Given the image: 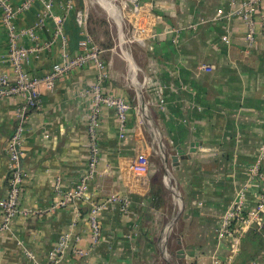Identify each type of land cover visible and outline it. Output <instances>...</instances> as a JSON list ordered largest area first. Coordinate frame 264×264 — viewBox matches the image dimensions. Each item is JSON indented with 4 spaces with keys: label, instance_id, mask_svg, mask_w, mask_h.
<instances>
[{
    "label": "crops",
    "instance_id": "crops-1",
    "mask_svg": "<svg viewBox=\"0 0 264 264\" xmlns=\"http://www.w3.org/2000/svg\"><path fill=\"white\" fill-rule=\"evenodd\" d=\"M63 1L54 0V14L63 13ZM138 2L150 7L155 15L156 32L154 37L135 45L141 59V68L137 67L141 97L137 95L138 86L134 93L125 79L113 73L110 56H103L107 78L102 91L124 97L133 108L123 136L114 109L102 106L99 110L100 174L88 183L92 200L105 201L99 212L98 242L90 245L88 240L86 201L71 200L65 206L50 208L64 192L74 188L87 167L90 94L85 90L98 73L95 66L87 64L61 75L51 90L40 87V108L31 110L24 132L19 201L22 213L13 218L8 229L0 230V264H42L66 231L79 234V244L89 253L75 257L67 251L55 264H211L212 256L225 258L229 253L228 241L217 236L224 210L240 190L247 206L258 199L262 182L249 169L258 164L264 174V4L256 5L252 11L254 37L248 40L249 25L240 16L227 17L224 13L219 17V8L225 12L234 8L231 0ZM41 7L40 1L35 2L28 12L17 17V25L32 24ZM73 10L64 21L67 41L63 44L57 39L50 50L31 56V73L42 75L54 62L62 60L63 52H77L81 28ZM202 19L205 22L195 30L186 28ZM52 26V18H48L36 29L40 41L50 37ZM172 27L179 28L176 35L170 31ZM85 29L88 31L86 24ZM223 35L228 41L223 40ZM174 36L176 42L172 41ZM20 41L31 44L28 38ZM6 49L0 12V54ZM205 63L213 64L214 69L202 70L200 66ZM21 103L20 96L0 97V199L7 191L6 145L16 127L15 112ZM149 116L162 138L160 144L143 124H147L145 118ZM145 131L154 143L162 145L165 152H159L171 154L178 146L188 156L180 160L178 169L170 167L168 175L174 174L178 192L173 189L171 194L173 199L177 194L178 208L166 223H162L168 214L166 200L159 207L149 204L152 166L148 187L128 169L138 152L148 154ZM193 142L195 150L189 152ZM164 171L162 182L167 190L166 167ZM155 178L160 182L157 174ZM114 196L126 197L127 208L122 207L120 199H112ZM259 215L258 228L256 222H250L231 264H264V212Z\"/></svg>",
    "mask_w": 264,
    "mask_h": 264
},
{
    "label": "built area",
    "instance_id": "built-area-1",
    "mask_svg": "<svg viewBox=\"0 0 264 264\" xmlns=\"http://www.w3.org/2000/svg\"><path fill=\"white\" fill-rule=\"evenodd\" d=\"M37 1L41 2L42 7L35 13L33 23L29 26H18L17 17L28 12ZM53 3L54 0H20L16 3L14 0H0L1 22L5 27L7 36L6 52L0 54V97L20 96L22 98V103L16 108L15 112L17 118L16 127L6 145L8 158L7 191L6 195L0 199V230L8 229L13 218L22 213L19 201L22 192L21 155L24 147V132L31 110L40 108V87H47L51 90L61 75L91 64L97 68L98 73L94 81L85 90L86 93L90 94V110L87 120V167L77 180L74 188L64 192L50 208L55 209L58 206H65L71 200L86 201L88 204L86 215L88 240L90 245H94L98 242L101 235L99 212L105 205V201L92 200L88 191V183L95 180L100 174L97 168L99 156L97 137L99 110L102 106L114 109L119 121L120 135L123 136L125 123L133 105L124 97L102 91V83L107 78V68L103 60L104 49L85 29L86 8L77 10L75 13V19L81 28L77 42V52L72 54L63 52L62 60L54 62L50 69L42 75L33 74L29 71L28 64L31 56L37 57L40 53L50 50L57 39H60L63 44L67 41L64 21L66 14L75 8V0H64L61 4V10H63L61 14L52 12ZM231 3H234L235 6L228 12L221 8L218 9L219 17L224 16V13L227 17L230 15L240 16L249 25L247 39H253L254 32L251 14L256 5L264 4V0H231ZM118 5L119 17L123 21L126 46L131 47V44L135 46L144 43L147 38L156 35L153 30V16L155 15L151 13L150 7L142 6L138 0H120ZM48 18H52L53 22L50 37L40 41L36 29L41 28ZM202 22H205V20L191 22L186 28L195 30L197 25ZM118 30L121 36L119 25ZM170 31L176 35L179 28L172 27ZM23 38H28L31 44H23L20 41ZM222 38L228 41L226 35H223ZM172 41L176 42L175 36ZM6 66H9L11 71H8ZM200 68L205 71H211L214 69V65L205 63ZM159 106L162 107L161 99H159ZM150 165L148 154L145 151H141L132 159L128 169L137 181L139 180L140 183L147 185L149 184ZM249 170L251 175H255L262 182L261 192L258 199L254 200L252 206H247L245 194L240 190L224 210L217 228V236L219 240L228 241L229 253L225 258L212 256L211 264H231L233 255L238 249L241 238L250 222L260 224L261 215L259 214L264 212V174L260 171L258 164H254ZM112 199H120L122 207L127 208L128 199L126 197L114 196ZM80 239V235L73 234L72 231L60 234L42 264L59 262L67 251H70L72 256L85 257L89 253V249L79 244ZM26 254L29 258L32 257L29 252ZM33 264L40 263L34 262Z\"/></svg>",
    "mask_w": 264,
    "mask_h": 264
},
{
    "label": "rangeland",
    "instance_id": "rangeland-1",
    "mask_svg": "<svg viewBox=\"0 0 264 264\" xmlns=\"http://www.w3.org/2000/svg\"><path fill=\"white\" fill-rule=\"evenodd\" d=\"M86 2L84 3V0H82V9L86 8V25H87V30L90 33V35L99 43V45L104 49L103 56L104 54L106 56H110L113 64V73L115 75H119L121 78L125 79V83L130 85L129 87L134 90V93L136 91V86L138 91L140 92V84H141V78L138 74V68L140 67V54L138 53L137 46H126L125 42L122 40V37H120V33L118 30V24L120 21L119 14L117 16V19L113 16L114 14L109 12L107 9L108 6L103 5L101 2L98 0H85ZM116 10L115 13H119L117 6H119L120 0H108ZM109 8V7H108ZM113 11V9H111ZM112 15V16H111ZM129 64V67H128ZM130 70H129V69ZM133 76V77H132ZM138 93V92H137ZM132 101L135 103L136 99L135 96H132ZM140 106L145 108L146 106L144 102L139 100ZM147 112V110H146ZM148 114V112H147ZM149 115V114H148ZM152 120L154 122L155 116L152 114ZM147 121L143 123L146 130L149 128L154 136V140L158 144L162 142L161 136L158 134L156 130H154V124H152L150 116L148 118H145ZM144 122V121H143ZM148 126V128H147ZM157 128V126H156ZM160 131V130H159ZM145 146L148 149V156H149V161L152 166L153 170V179L156 176V174L159 176L160 183H162L163 189H164V195H165V206L166 214L164 221L162 223L168 222L169 219L174 217L175 213L177 212L178 208V203L175 199H173L171 192L176 191L175 186V176L174 174L168 175V177L165 179V184L167 187V190L165 188V185L163 184V177L165 174V167L163 166V160L161 158L164 157L163 152H159L158 144L156 142L154 143L152 138H150L149 134L145 131ZM162 146V145H161ZM172 185V190L171 186ZM176 187V186H175ZM173 191V192H174ZM178 193V192H177ZM172 198H169V195ZM174 195V193H173ZM177 196V194H176ZM178 198V196H177ZM173 200V201H172ZM174 202V204H173ZM173 206H174V213H173ZM168 219V220H167ZM161 225V224H160ZM169 232V229L166 230V235ZM174 234L171 233V236ZM163 252L164 248H163ZM165 255V253H164ZM174 264V263H172Z\"/></svg>",
    "mask_w": 264,
    "mask_h": 264
},
{
    "label": "water",
    "instance_id": "water-1",
    "mask_svg": "<svg viewBox=\"0 0 264 264\" xmlns=\"http://www.w3.org/2000/svg\"><path fill=\"white\" fill-rule=\"evenodd\" d=\"M118 25L121 28V36L120 37H122V40L125 42L126 41V37H125V33H124L122 19H120ZM128 66H129V64H128ZM139 71L140 70L138 68V73L140 75V72ZM140 91H141V89H140ZM140 94H141V92L140 93H137V95L139 97H141ZM195 145H196L195 142L191 143V148L189 149V152H193L195 150ZM157 146H158V148L161 151H164V149H163V147L161 145H157ZM164 154L165 155H164V158H163V162L165 163L164 165L166 167V175L169 174L170 167H172L173 169H178L179 168V164H180V160L183 159V158L188 157L186 155V153L184 151H182L178 146H175V151L173 153H171V154L164 153ZM179 206H180V211L183 212L184 205H183L182 199H181V202H180ZM178 253H181L182 254L183 253V250L182 249H179L178 250Z\"/></svg>",
    "mask_w": 264,
    "mask_h": 264
},
{
    "label": "trees",
    "instance_id": "trees-1",
    "mask_svg": "<svg viewBox=\"0 0 264 264\" xmlns=\"http://www.w3.org/2000/svg\"><path fill=\"white\" fill-rule=\"evenodd\" d=\"M81 9H82V0H75V8L73 12H76L77 10H81ZM147 193L149 194V204L152 207H159L161 203H163L165 200L163 188L157 178L153 179V181L150 182ZM258 226L259 225L257 224L255 225L256 228H258Z\"/></svg>",
    "mask_w": 264,
    "mask_h": 264
},
{
    "label": "bare ground",
    "instance_id": "bare-ground-1",
    "mask_svg": "<svg viewBox=\"0 0 264 264\" xmlns=\"http://www.w3.org/2000/svg\"><path fill=\"white\" fill-rule=\"evenodd\" d=\"M98 1L101 2V3H102L103 5H105V6H108L109 8L107 7V9L109 10V12L111 11V13L114 14L113 16L115 17V19H117V16H118L119 13H115L116 10H114V8H113V6H112L111 4L109 5L110 2H109L108 0H98ZM111 9H113V11H112ZM114 11H115V12H114ZM111 16H112V15H111ZM140 87H141V84H140ZM138 93H140V92L138 91ZM175 197L177 198L176 193H175ZM177 199H178V198H177ZM178 214H179V212H178ZM178 214H177V215H178ZM176 217H177V216H176Z\"/></svg>",
    "mask_w": 264,
    "mask_h": 264
}]
</instances>
